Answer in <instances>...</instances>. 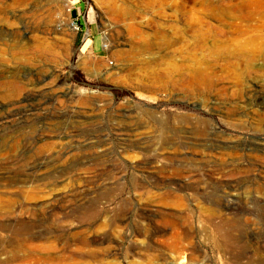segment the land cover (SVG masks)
<instances>
[{"label":"rangeland","instance_id":"rangeland-1","mask_svg":"<svg viewBox=\"0 0 264 264\" xmlns=\"http://www.w3.org/2000/svg\"><path fill=\"white\" fill-rule=\"evenodd\" d=\"M0 12V264H264V0Z\"/></svg>","mask_w":264,"mask_h":264},{"label":"bare ground","instance_id":"bare-ground-1","mask_svg":"<svg viewBox=\"0 0 264 264\" xmlns=\"http://www.w3.org/2000/svg\"><path fill=\"white\" fill-rule=\"evenodd\" d=\"M218 4V3H217ZM3 5V4H2ZM234 5V4H233ZM239 6V5H238ZM221 7V6H220ZM219 7V8H220ZM218 8V9H219ZM223 8V7H222ZM242 8V7H241ZM221 9V8H220ZM224 9H227V8H224ZM229 10H230V8H229ZM236 10V9H235ZM240 10V9H239ZM238 10V11H239ZM227 11H228V9H227ZM226 11V12H227ZM242 11V10H241ZM1 13V12H0ZM242 14V13H241ZM242 17V16H241ZM191 24H192V22H191ZM191 24H188V25H191ZM194 26V25H193ZM190 27V26H189ZM207 29V28H206ZM1 30V29H0ZM47 30H48V28H47ZM193 30V29H192ZM203 31V30H202ZM202 33V32H201ZM207 33V32H206ZM193 35V34H192ZM201 35V34H200ZM199 38V37H198ZM165 39V38H164ZM172 39V38H171ZM179 39V38H178ZM169 42V41H168ZM6 45V44H5ZM225 46V45H224ZM212 51V50H211ZM221 51V50H220ZM229 51V50H228ZM245 52V51H244ZM214 53V52H213ZM212 53V54H213ZM209 54V53H208ZM232 54V53H231ZM250 54V53H249ZM216 55V54H215ZM221 55H222V52H221ZM223 56H224V54H223ZM39 57V56H38ZM217 57V56H216ZM222 57V56H221ZM227 57V56H226ZM40 58V57H39ZM224 58V57H223ZM247 58V57H246ZM252 58V57H251ZM217 59V58H216ZM222 59V58H221ZM5 63V62H4ZM6 64V63H5ZM189 68V67H188ZM6 70V69H5ZM21 72V71H20ZM176 72V71H175ZM18 73V72H17ZM18 74H14V75H12V76H14V77H18L17 76ZM20 75V74H19ZM202 75V74H201ZM11 76V77H12ZM31 77H32V74L30 75ZM176 76V75H175ZM20 78V77H19ZM8 83V82H7ZM5 84V83H4ZM41 92V91H40ZM40 92H37V93H39L40 94ZM43 93H44V91H42ZM34 93V92H33ZM38 94V95H39ZM36 95V94H35ZM37 95V96H38ZM44 96V95H43ZM36 97V96H35ZM42 97V96H41ZM37 98V97H36ZM40 99V98H39ZM40 101V100H39ZM41 104V103H40ZM33 107H34V105H33ZM38 107H40V106H38ZM31 108V107H30ZM10 112L11 111H9V114H10ZM12 112H13V110H12ZM19 113V112H18ZM7 114H8V112H7ZM17 114V113H16ZM23 114V113H22ZM21 115V114H20ZM11 116V115H10ZM0 120H1V117H0ZM2 120H6V119H2ZM11 120H13V119H11ZM5 123V122H4ZM7 123H9V122H7ZM6 124V123H5ZM2 124H1V122H0V126H1ZM2 127V126H1ZM4 128V127H3ZM6 128V127H5ZM2 130H4V129H1V131ZM8 132V131H7ZM10 134V133H9ZM9 138V137H8ZM27 138V137H26ZM2 141V140H1ZM26 141V140H25ZM6 142V141H5ZM27 143V142H26ZM5 144V143H4ZM9 145V144H8ZM27 145V144H26ZM17 148H18V145H17V143H14V144H12L11 143V145H9V150H6L7 152H8V154H6V157L5 158H7V157H9V160H12L11 162H13V160L16 158V155H14V152H15V154H18L19 155V153H16V151H17ZM5 150V149H4ZM26 151V150H25ZM1 152V151H0ZM9 152H11L10 154H9ZM2 153V152H1ZM23 153V152H22ZM25 154V153H24ZM17 155V156H18ZM3 156V155H2ZM20 156V155H19ZM18 156V157H19ZM21 156H22V154H21ZM26 157V156H25ZM28 157V156H27ZM4 158V159H5ZM30 159V158H29ZM7 160H8V158H7ZM7 160L5 161L6 163H7ZM22 160V159H21ZM1 161V160H0ZM15 161V160H14ZM2 162H3V160H2ZM2 162H0V163H2ZM4 162V163H5ZM23 162V161H22ZM4 163H2V164H4ZM25 163V162H24ZM39 163V162H38ZM26 164V163H25ZM48 164V163H47ZM14 165V164H13ZM40 165V164H39ZM44 165H46V164H44ZM26 166V165H25ZM35 166H36V164H35ZM43 166V162H42V165H41V167ZM47 167V166H46ZM50 167V166H49ZM48 167V168H49ZM76 167V166H75ZM1 168V167H0ZM13 168V167H12ZM72 168H73V166H72ZM71 168V169H72ZM33 169V168H32ZM42 170L44 169V168H41ZM54 169V168H53ZM69 169V168H68ZM70 169V170H71ZM45 170H46V168H45ZM17 171V170H16ZM36 172V170L35 169H33L32 170V172ZM39 171V170H38ZM44 171V170H43ZM56 171V170H55ZM9 172V171H8ZM22 172V171H21ZM33 172V174L35 175L36 173H34ZM39 172H41V173H43L41 170L39 171ZM47 173V172H46ZM53 172H51V174H52ZM26 174V173H25ZM28 174V173H27ZM12 175H14V177H17V175H15V174H12ZM12 175H10V176H12ZM45 175H48V174H45ZM43 176V175H41V176H43V177H45L46 179H48L46 176ZM49 175H50V173H49ZM60 175V174H59ZM27 177V176H26ZM32 177V176H31ZM35 177V176H34ZM37 177V176H36ZM35 177V178H36ZM39 177V176H38ZM49 177V176H48ZM50 177H52V175L50 176ZM49 177V178H50ZM37 179V178H36ZM40 179H41V177H40ZM43 180V179H42ZM25 181H27V180H25V179H23V180H21V179H18V178H13L12 177V179L10 178L7 182H5L2 186H8V185H19V184H21V183H23V182H25ZM33 181V180H32ZM31 182V181H30ZM42 182H44V181H42ZM57 182V181H56ZM25 184V183H24ZM40 184V183H39ZM42 184V183H41ZM46 184V183H45ZM46 186V185H45ZM2 188V187H1ZM25 190V189H24ZM13 191V190H12ZM31 191V190H30ZM52 191V190H51ZM14 193H15V191H13ZM12 192V193H13ZM32 192V191H31ZM47 192V191H46ZM80 192V191H79ZM8 193V192H7ZM23 193V192H22ZM28 193V192H27ZM30 193V192H29ZM1 195V194H0ZM6 195V194H5ZM23 195V194H22ZM2 196H4V195H2ZM13 196V195H12ZM33 198L36 196L35 194H32L31 195ZM53 196V195H52ZM74 196V195H73ZM6 197L7 198H2L1 196H0V210H4V209H7V210H13V209H17V208H20L21 210H25V211H27V212H37V211H40L41 209H43V211H53V208L55 207V205H52V204H50V206H48V207H46V206H44L43 204L41 205V206H37V205H32L30 202H28L26 205H23V202L22 203H18L15 199H13L12 197H8L7 195H6ZM14 198L16 197V196H13ZM29 197H30V195H29ZM59 198V197H58ZM61 198V197H60ZM64 198V197H63ZM74 198V197H73ZM16 199H18V198H16ZM57 199V198H56ZM25 200H27V199H25ZM41 201V200H40ZM51 201V200H50ZM54 201V200H53ZM57 201H60V200H57ZM57 201H55L54 202V204H57L56 202ZM27 202V201H26ZM48 203V202H47ZM60 203H61V201H60ZM60 203H58V205L60 204ZM45 204V203H44ZM49 204V203H48ZM47 204V205H48ZM63 205V204H62ZM61 206V205H60ZM59 207V206H58ZM56 211H58V210H56ZM219 212V211H218ZM8 213V212H7ZM22 213V212H21ZM258 213V212H257ZM260 213V212H259ZM261 213L263 214L262 215V219H263V217H264V213H263V211H261ZM31 214V213H30ZM35 215V214H34ZM26 216V215H25ZM182 216H184V215H182ZM181 217V216H180ZM186 217V216H185ZM30 218V217H29ZM38 218V217H37ZM182 218V217H181ZM205 218V217H204ZM45 219V218H44ZM56 219V218H55ZM185 219V218H184ZM21 220H23V219H21ZM36 220V219H35ZM187 220V219H186ZM191 220V219H190ZM32 221V220H31ZM58 221V220H57ZM21 222V221H20ZM28 222V221H27ZM38 222V221H37ZM207 222V221H206ZM260 222V221H259ZM25 223V222H24ZM211 223V222H210ZM30 224V223H29ZM37 224V223H36ZM41 224V223H40ZM46 224V223H45ZM193 224V223H192ZM42 225V224H41ZM4 226V225H3ZM18 226V225H17ZM22 226V225H21ZM33 226V225H32ZM221 226V225H220ZM12 227V226H11ZM14 227V226H13ZM12 227V228H13ZM16 227V226H15ZM28 227V226H27ZM30 227H31V225H30ZM24 228V227H23ZM26 228V227H25ZM43 228V227H42ZM14 229V228H13ZM38 229V228H37ZM8 231V230H7ZM31 231V230H30ZM41 231V230H40ZM43 231V230H42ZM23 232V231H22ZM1 233V232H0ZM39 234V233H38ZM23 235V234H22ZM240 235V234H239ZM13 236V235H12ZM21 236V235H20ZM41 236H43V235H41ZM9 239V238H8ZM11 239V238H10ZM23 239H25V238H23ZM31 239H33V238H31ZM239 240V239H238ZM11 241V240H10ZM22 241V240H21ZM26 242V241H25ZM78 242V241H77ZM11 243V242H10ZM17 243V242H16ZM40 243V242H39ZM14 244V243H13ZM51 245H53V244H51ZM14 246V245H13ZM241 246V245H240ZM243 246V245H242ZM22 247V246H21ZM33 247V246H32ZM12 248V247H11ZM17 248V247H16ZM28 248V247H27ZM0 249H2V248H0ZM244 249H246V248H244ZM30 250H31V248H30ZM48 250V249H47ZM3 251V250H2ZM53 251V250H52ZM246 251V250H245ZM4 252V251H3ZM29 253V252H28ZM31 253V252H30ZM240 253V252H239ZM33 254V253H32ZM35 254V253H34ZM1 255V254H0ZM16 255V254H15ZM238 256H240V255H238ZM12 257H13V255H12ZM24 257V256H23ZM241 257V256H240ZM5 258V257H4ZM20 258H21V256H20ZM182 259V258H181ZM244 259V258H243ZM250 259V258H249ZM3 260V259H2ZM18 260V259H17ZM16 260V261H17ZM33 260V259H32ZM45 260H46V258H45ZM240 260V259H239ZM21 261V260H20ZM36 261V260H35ZM235 261V260H234ZM20 263V262H19ZM239 263V261L237 262V264ZM9 264V263H8ZM28 264V263H27Z\"/></svg>","mask_w":264,"mask_h":264}]
</instances>
